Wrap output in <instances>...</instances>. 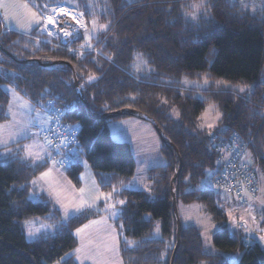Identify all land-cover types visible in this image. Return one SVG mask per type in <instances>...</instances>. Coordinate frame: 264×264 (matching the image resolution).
<instances>
[{
  "label": "trees",
  "instance_id": "obj_1",
  "mask_svg": "<svg viewBox=\"0 0 264 264\" xmlns=\"http://www.w3.org/2000/svg\"><path fill=\"white\" fill-rule=\"evenodd\" d=\"M24 1L39 12L64 2ZM262 1L74 0L89 27L70 49L36 30L2 31L0 22V124L9 120L6 86L33 104H44V111L50 100L63 108L67 123L78 129L77 146L70 150L85 159L101 191L118 189L115 195L123 200L111 220L122 264H264V245L246 241L248 231L233 226L217 185L230 155L226 146L217 150V145L235 134L264 178V80H259L264 4L257 6ZM93 17L106 29L89 38ZM87 38V46L96 52L86 48ZM137 57L148 69H133ZM251 83L249 93L235 88ZM208 105L220 110L211 126L202 120ZM131 112L149 116L159 130L164 163L148 170L147 191L126 188L135 160L129 144L112 139L107 127L112 119L133 116ZM16 143L21 142L0 148L5 150L0 154V264H78L74 231L100 213L89 211L60 222L59 211L46 196L30 199L32 180L47 163L33 164L12 152ZM81 171L80 161L66 165L75 187L80 186ZM180 203H198L210 215L217 225L212 248L206 249L199 225L183 221ZM257 212L254 219L264 230V206ZM32 218L55 222L57 228L28 239L23 222Z\"/></svg>",
  "mask_w": 264,
  "mask_h": 264
},
{
  "label": "rangeland",
  "instance_id": "obj_2",
  "mask_svg": "<svg viewBox=\"0 0 264 264\" xmlns=\"http://www.w3.org/2000/svg\"><path fill=\"white\" fill-rule=\"evenodd\" d=\"M14 1L15 4L12 3L11 8L13 9V6H15L19 16L21 10L20 2L24 0ZM263 1L257 4V6L264 4ZM24 2L23 4L27 3ZM27 6L30 8L29 4H27ZM75 7L76 3L74 0H64V2L57 4L53 8L51 12L55 11V14L49 16L46 21V25L47 23L52 25L51 27L47 26L48 31L52 34L48 35L49 37H54L55 35L60 36V32L65 35V33H70L73 31L74 27L77 28L76 37L81 32V30L87 31L86 28L89 27L87 26V21L83 16V13ZM11 12L12 18H19L13 13V10ZM23 12L21 14H23ZM66 14L70 16H67ZM68 18L73 19V24L69 22ZM91 24V29L93 30H90L88 35L89 38L90 35L94 36L96 32L106 29V25H97L95 18L94 22L92 21ZM89 38L86 39V42L89 41ZM86 48L92 49V47L87 45ZM133 69L135 71H144L148 68L144 62L137 57L133 65ZM259 80H264V68ZM192 84L197 85V82H192ZM205 84L207 83H202V85L206 86ZM252 86V83L237 84L235 88H238V90L242 92L249 93ZM6 89L10 94V102L7 109L10 120L0 124V145H5L3 142L7 143V141L12 142L18 140L21 143H16L14 147H11L12 152H19L20 155L30 163L35 164L49 162L51 164L50 168L59 167L62 169V165H59L58 161L55 160V153L48 148L47 143L43 139L38 137L37 132L41 127H43V111L46 106L41 104L36 107V109H34V107H32L26 99L23 98L25 101H22L23 99H20L22 97L18 93L14 92L12 88L6 86ZM219 116L220 110L214 105H208L202 115V120L205 125L211 126L217 121ZM107 127L112 139L129 144L135 160V172L126 188L142 189L147 191L148 170L164 163V159L159 151L160 138L157 130L150 122L133 116L112 119L107 123ZM9 151L10 149H6V152ZM3 153L4 150L2 154ZM78 158H80V162L83 166L80 174L81 186L74 188L73 191L67 188L65 189L64 186L59 182L51 181L58 179L55 178V175L51 169H49L48 171L40 172L38 176L35 177L33 180V182L37 184L35 185V188H37V191L39 192L41 190L39 189L38 185L42 186L41 182L45 183L46 185L49 183V181L54 183L53 188L52 185L50 186L51 193H49L54 208H56L60 213V218L58 220L60 222H65L69 217L89 211H96L100 213L101 218L98 222L94 221L93 223L85 225L82 229L77 231L78 245L74 252L76 251L75 253L79 264H105L101 263L100 261V259L103 257L105 258V256H108L111 260L110 264H121L120 257L117 253V241L114 240V242L111 243L109 240H107L108 238L94 239L93 234L98 232H110L117 240V232L114 227L108 225V219L113 220L117 217L120 211V206L123 204L121 201L123 200L115 195V191L118 189H111L107 192L101 191V189L98 188L97 183L92 176L91 168L85 159L80 156ZM209 185L215 187V189H218L216 188L214 180H210ZM263 195L264 178H262L261 174L260 191L257 196L258 199L256 197L257 200L251 199L247 203H234L229 196H227L224 192L219 191L221 200H225L224 204H227L229 207L228 210L230 211V217H233L234 219L232 223L233 226H243V228L248 231L245 235L246 241L251 240L252 242H256L259 239V243L264 245V230L259 227V223L254 219V215H258L257 211L264 206ZM29 197L30 199L34 200L39 199L38 196L36 197L34 193H32V190L30 191ZM179 212L183 221L191 222L201 227L202 237L206 249L208 245L212 248L210 239L213 231L217 229V225L214 224L210 215L202 209V206L198 203H180ZM23 228L27 238L33 239L39 234H52L57 228V223L40 218H32L23 222ZM75 232L76 230L74 233ZM29 233L32 234L30 235ZM250 234H252V237H250ZM240 255L241 253L236 256V262L240 258ZM97 259L99 262L96 261ZM233 260V256H229V262L231 263ZM52 264L59 263L55 262Z\"/></svg>",
  "mask_w": 264,
  "mask_h": 264
},
{
  "label": "built area",
  "instance_id": "obj_3",
  "mask_svg": "<svg viewBox=\"0 0 264 264\" xmlns=\"http://www.w3.org/2000/svg\"><path fill=\"white\" fill-rule=\"evenodd\" d=\"M238 1L258 2L261 0ZM46 26L50 25L47 23ZM74 29L69 35H63L60 32V36L55 35L54 37L58 38L60 45H65L70 49L71 42L76 38L77 28L74 27ZM89 50L96 52L95 48ZM48 104L45 110L46 124L38 130L39 137L46 141L49 148L55 152L74 148L77 146V127L67 123L63 108L55 106L52 100L48 101ZM224 146L230 150V155L222 165V171L217 180L218 187L241 203L256 199L260 191V178L258 168L251 164L246 156L245 143H241L235 134L222 145H217V150H223ZM256 242H259V239Z\"/></svg>",
  "mask_w": 264,
  "mask_h": 264
},
{
  "label": "crops",
  "instance_id": "obj_4",
  "mask_svg": "<svg viewBox=\"0 0 264 264\" xmlns=\"http://www.w3.org/2000/svg\"><path fill=\"white\" fill-rule=\"evenodd\" d=\"M22 1V0H21ZM24 1L20 2L21 3V10H20V15L18 16L17 14V9H15V6H13V9L11 8V4H15V1L14 0H0V22H1V25H2V28L3 29H6V30H14V31H17V32H21V33H30L31 31L33 30H36L37 32H39L40 34H43V35H52L48 29H47V26H46V21H47V18L49 16H52V14H55V11L51 12L53 10V8L56 6V5H46L45 7L47 8L46 11H43V12H39V11H36L35 9H33L31 6H29L30 8H28L27 6V3L26 4H23ZM25 3V2H24ZM14 11L13 13L18 16L19 18L17 19H14L12 18L11 16V11ZM24 11V12H23ZM23 12V14H21ZM67 15V14H66ZM64 15V16H66ZM67 16H70V15H67ZM66 16V17H67ZM73 18V17H72ZM65 19V18H63ZM69 19V22L72 23V20L73 19ZM67 21V19H66ZM50 24V23H49ZM73 24V23H72ZM52 25H50L51 27ZM53 29V28H52ZM75 30V29H73ZM89 44V41L86 42V45ZM13 89V88H12ZM14 90V89H13ZM14 92H16L14 90ZM18 93V92H16ZM19 94V93H18ZM22 98L20 99H26L30 105L32 107H34V109H36V107L39 106V104H33L31 103L27 98H25L24 96H22L21 94H19ZM22 100V101H25V100ZM44 105V104H43ZM45 106V105H44ZM44 112V119H43V125L42 126H45L46 124V117H45V111ZM9 120H10V117H9ZM8 120V121H9ZM0 141H1V137H0ZM18 142V140H16ZM16 141H7V143H4L5 145H0V148L2 147H6L8 146L9 144L11 143H14ZM6 142V141H5ZM4 149H2L0 151V154H2ZM5 151V150H4ZM71 152V153H70ZM5 154V153H4ZM56 155V161H58V164L59 165H62V169L59 168V167H54V168H50L51 164L49 162H45L47 163V166L46 168L42 171V172H45V171H48L49 169H51V171L53 172V174L55 175V178H57L58 180H51L53 182H59L60 184H62L64 186V188L66 189H69L71 191H73L74 188H76L71 182L70 180L68 179L67 175H66V172H65V169H66V165L71 161V160H75V161H80V158L79 155L76 153V150L73 149V150H70L68 152H64L62 151L60 154H55ZM83 167V166H82ZM92 171V170H91ZM38 176V175H37ZM36 176V177H37ZM92 176L94 178V180L96 181L97 183V180L92 172ZM35 179V178H34ZM33 179V180H34ZM32 180V186H31V190H32V193H34V195L37 197L41 196V195H44L46 196L49 200L52 201L51 199V196H50V193H51V185H52V188H53V184L52 182L49 181V183L46 185L45 183H42L41 182V185H38L39 189L41 191H37V188H35V185H37L36 183H34ZM81 186V185H80ZM97 186L99 188V185L97 183ZM50 192V193H49ZM79 198V197H78ZM101 218V216H97L91 220H89L87 223H85L83 226H81L80 228H78L76 230V232L74 234H76V238H78L77 236V231L82 229L85 225H88L90 223H93L94 221L95 222H98L99 219ZM108 225H110L111 227H113V223L111 220L108 219ZM115 229V228H114ZM118 235V234H117ZM93 238L94 239H97V238H108L107 240H109L111 243L115 241H117V253L119 255V248H118V238L117 240L113 237V235L108 232V233H95L93 234ZM76 252V251H75ZM74 252L75 254V259L77 261V263L79 264V261L77 259V256H76V253ZM120 257V256H119ZM94 260V259H93ZM121 260V259H120ZM97 262H99V260L97 259L96 260ZM101 263H105V264H110L111 263V260L109 259L108 256H105V258L103 257L102 259H100ZM234 261V260H233ZM232 261V262H233ZM122 264V263H121Z\"/></svg>",
  "mask_w": 264,
  "mask_h": 264
},
{
  "label": "water",
  "instance_id": "obj_5",
  "mask_svg": "<svg viewBox=\"0 0 264 264\" xmlns=\"http://www.w3.org/2000/svg\"><path fill=\"white\" fill-rule=\"evenodd\" d=\"M75 90H76V93H77L78 97L80 99H82V101L84 102L85 106L87 108H89L88 107V103L82 98V94H81V91H80L79 87L76 86ZM131 113L136 118L143 119L145 121L150 122L153 125V127L157 130V132H159L157 124L155 123V121L152 118H150L149 116H147L145 114L138 113V112H131ZM172 205H173V208H174V215H175V218H176V221H177V224H178V232H179L180 222H179L178 212H177L176 207H175V202H174V197L173 196H172ZM178 246H179V239L176 242V246H175V248L173 250V254L175 253V251L178 248Z\"/></svg>",
  "mask_w": 264,
  "mask_h": 264
},
{
  "label": "snow or ice",
  "instance_id": "obj_6",
  "mask_svg": "<svg viewBox=\"0 0 264 264\" xmlns=\"http://www.w3.org/2000/svg\"><path fill=\"white\" fill-rule=\"evenodd\" d=\"M49 19H51V18H49ZM65 35H69V33H65ZM121 203H123V201H121ZM79 231V230H78ZM30 235L32 234V233H29ZM78 251V250H77Z\"/></svg>",
  "mask_w": 264,
  "mask_h": 264
}]
</instances>
